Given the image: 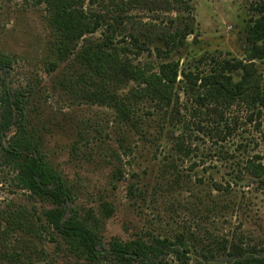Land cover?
I'll return each mask as SVG.
<instances>
[{"label":"rangeland","instance_id":"374dc122","mask_svg":"<svg viewBox=\"0 0 264 264\" xmlns=\"http://www.w3.org/2000/svg\"><path fill=\"white\" fill-rule=\"evenodd\" d=\"M76 2L90 12L94 27L60 61L59 33L46 5L0 0V52L15 59L8 72H0V95L7 88L33 91L26 105L28 128L73 188L70 207L96 230L104 257L91 263L71 253L44 219L50 206L19 188L0 159V264H109L105 251L114 237L184 241L187 263L170 256L172 264H264V183L243 170L248 160L264 163V118L255 127L251 110L240 102L225 117L206 106L189 117L194 130L185 131L186 149L176 150L182 131L168 125L169 115L156 101L139 99L124 117L85 99L93 81L77 58L87 41L157 69L164 57L155 48L162 43L144 44L132 36L172 34L180 14L193 17L197 28L196 43L189 36V47L172 57L181 66L194 53L247 61L248 25L264 0ZM210 62L206 58L199 70L209 72ZM255 62L264 82V58ZM136 87L123 79L109 89L122 96ZM183 94L176 93V108L187 105ZM18 221L22 227L13 225Z\"/></svg>","mask_w":264,"mask_h":264},{"label":"trees","instance_id":"16d2710c","mask_svg":"<svg viewBox=\"0 0 264 264\" xmlns=\"http://www.w3.org/2000/svg\"><path fill=\"white\" fill-rule=\"evenodd\" d=\"M38 1L46 5L50 24L59 33L55 45L58 59L64 61L75 43L93 29L90 12L76 0ZM187 7L189 10L190 7ZM178 20L180 24L172 34L132 36L134 41L142 39L144 44L162 43V48H155L158 54H163L160 57H164L157 69L150 65H134L122 60L117 49L109 50L106 46L91 45L86 41L77 58L93 82L82 96L92 103L107 104L124 117H129L130 106L137 100L146 97L156 101L160 109H165L169 115L168 125L182 131L174 142L176 150L181 151L186 149V129L194 130L189 117L206 106L216 108L215 111L225 117L240 102L251 110V124L261 127L264 82L255 61L264 58V48L260 46L264 42V7L258 9L257 18L248 25L252 48L247 61L194 53L187 57L186 65L181 66L180 61L172 57L189 47V36L196 43L197 28L190 15L184 17L179 14ZM206 58L212 63L209 72L199 70ZM14 62V57L0 52V72H8ZM123 79L135 82L137 87L120 96L109 86ZM180 91L186 96L187 105L179 104V109L176 105ZM32 93L26 88L13 92L7 88L0 95V159L13 171V181L19 188L50 206L43 211L44 219L60 235L69 251L88 262L101 263L104 256L100 236L85 218L70 207L75 201L73 188L45 159L40 142L28 128L26 105ZM243 170L246 177L264 183V163L258 158L248 160ZM13 223L14 226H21L20 221ZM10 225L9 222L6 227ZM188 251L184 241L142 237L125 241L114 237L108 242L105 257L109 264H172L168 260L170 256L187 263Z\"/></svg>","mask_w":264,"mask_h":264}]
</instances>
